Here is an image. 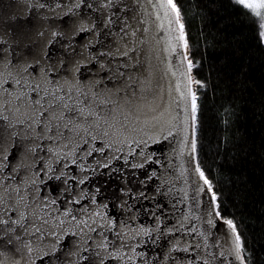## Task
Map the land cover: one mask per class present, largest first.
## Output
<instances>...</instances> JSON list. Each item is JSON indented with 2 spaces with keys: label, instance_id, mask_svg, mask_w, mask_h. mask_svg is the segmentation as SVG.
<instances>
[{
  "label": "snow or ice",
  "instance_id": "6c2138e0",
  "mask_svg": "<svg viewBox=\"0 0 264 264\" xmlns=\"http://www.w3.org/2000/svg\"><path fill=\"white\" fill-rule=\"evenodd\" d=\"M227 7L264 47V0ZM198 50L181 0H0V264H255Z\"/></svg>",
  "mask_w": 264,
  "mask_h": 264
},
{
  "label": "trees",
  "instance_id": "16d2710c",
  "mask_svg": "<svg viewBox=\"0 0 264 264\" xmlns=\"http://www.w3.org/2000/svg\"><path fill=\"white\" fill-rule=\"evenodd\" d=\"M191 39L205 55L202 75L211 83L201 99L199 136L202 157L216 177L226 214L234 213L255 249V264H264V47L257 45L247 23L231 14L227 0H181ZM205 41L214 42L205 48ZM235 109L225 126L223 109ZM229 138L225 150L224 138Z\"/></svg>",
  "mask_w": 264,
  "mask_h": 264
}]
</instances>
